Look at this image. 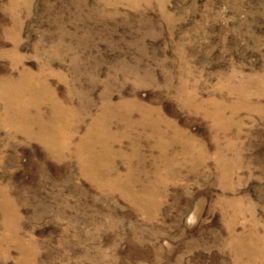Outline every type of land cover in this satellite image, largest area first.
<instances>
[{"label": "rangeland", "instance_id": "rangeland-1", "mask_svg": "<svg viewBox=\"0 0 264 264\" xmlns=\"http://www.w3.org/2000/svg\"><path fill=\"white\" fill-rule=\"evenodd\" d=\"M0 264H264V0H0Z\"/></svg>", "mask_w": 264, "mask_h": 264}]
</instances>
